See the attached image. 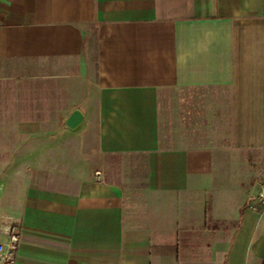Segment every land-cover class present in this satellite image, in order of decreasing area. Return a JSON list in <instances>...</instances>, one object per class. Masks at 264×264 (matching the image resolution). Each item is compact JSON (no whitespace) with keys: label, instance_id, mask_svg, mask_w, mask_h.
Wrapping results in <instances>:
<instances>
[{"label":"crops","instance_id":"0c3cea01","mask_svg":"<svg viewBox=\"0 0 264 264\" xmlns=\"http://www.w3.org/2000/svg\"><path fill=\"white\" fill-rule=\"evenodd\" d=\"M215 91L231 152L263 153L264 0H5L0 217L17 264H264L262 173L225 175L207 142L167 147L162 101Z\"/></svg>","mask_w":264,"mask_h":264},{"label":"rangeland","instance_id":"374dc122","mask_svg":"<svg viewBox=\"0 0 264 264\" xmlns=\"http://www.w3.org/2000/svg\"><path fill=\"white\" fill-rule=\"evenodd\" d=\"M161 103V110L166 117L165 136L167 147L201 149L207 142L220 153L225 175L239 172L241 176L258 175L264 177V152L257 155L240 156L230 150L229 109L223 107L226 92H187L171 94ZM169 128V129H167ZM175 134H169L170 131ZM254 165V166H253ZM216 181L220 182L222 179ZM263 181V180H262ZM222 197L220 193H214ZM205 195L204 198H208Z\"/></svg>","mask_w":264,"mask_h":264},{"label":"built area","instance_id":"2783aa9c","mask_svg":"<svg viewBox=\"0 0 264 264\" xmlns=\"http://www.w3.org/2000/svg\"><path fill=\"white\" fill-rule=\"evenodd\" d=\"M5 0H0V11ZM249 210L264 217V181L256 184V193ZM20 243L18 225L8 216L0 217V264H17Z\"/></svg>","mask_w":264,"mask_h":264},{"label":"water","instance_id":"95a60500","mask_svg":"<svg viewBox=\"0 0 264 264\" xmlns=\"http://www.w3.org/2000/svg\"><path fill=\"white\" fill-rule=\"evenodd\" d=\"M83 123V117L79 112H74L65 123V127L69 131H75Z\"/></svg>","mask_w":264,"mask_h":264}]
</instances>
